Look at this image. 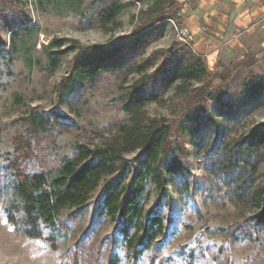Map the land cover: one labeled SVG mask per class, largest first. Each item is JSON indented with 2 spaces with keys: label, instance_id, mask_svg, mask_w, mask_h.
Returning a JSON list of instances; mask_svg holds the SVG:
<instances>
[{
  "label": "rangeland",
  "instance_id": "374dc122",
  "mask_svg": "<svg viewBox=\"0 0 264 264\" xmlns=\"http://www.w3.org/2000/svg\"><path fill=\"white\" fill-rule=\"evenodd\" d=\"M112 1L118 0H0V47L7 45L0 51V264H110L112 257L115 264H264V223L253 217L257 193L264 190V149L239 152L251 128L264 121V94L244 93L248 75H264V17L217 64L202 56L212 72L228 70L225 80L210 76L211 85L227 84L239 111L228 114L210 105L211 119L196 135H186L190 170L173 178L170 199L161 206L164 233L138 257L116 233V222L95 209L102 181L82 208L63 209L52 228L41 224L39 238L25 234L21 212L10 219L16 168L53 174L75 155L77 144H102L130 119L124 102L136 72H103L68 93L74 52L65 53L52 71L43 65L44 46L53 38L112 43L130 34L151 2L119 0L115 18L103 21L100 12ZM26 18L28 31L14 34ZM65 42L62 47L71 43ZM168 52L181 63L196 53L189 42L178 40L169 19L149 34L134 61L149 57L150 72ZM207 79L183 86H203ZM178 83L161 87L157 100L139 110L141 116L165 117L176 125L189 108ZM147 189L146 209L158 200L154 183L148 181Z\"/></svg>",
  "mask_w": 264,
  "mask_h": 264
},
{
  "label": "trees",
  "instance_id": "16d2710c",
  "mask_svg": "<svg viewBox=\"0 0 264 264\" xmlns=\"http://www.w3.org/2000/svg\"><path fill=\"white\" fill-rule=\"evenodd\" d=\"M179 0H151L140 13V18L127 36L108 44H81L77 39L55 37L44 46L47 61L44 67L51 71L60 58L73 51L67 92L77 85L93 80L97 75L109 71L136 72V78L127 93L124 108L131 113L130 119L120 127V133L99 145H76L73 157L64 160L53 174L45 171H23L16 168L11 181V212L22 213L24 232L32 238L42 236L40 225L54 227L57 216L65 208H82L90 193L102 181L101 192L95 209L108 215L115 223V231L121 235L126 246L138 257L158 235L164 233L165 216L161 211L162 200L170 199V184L176 175L189 172L190 152L186 135L194 136L211 119L213 107L226 113H237L229 87L221 82L211 85L210 76L225 80L229 75L212 72L202 55L195 53L187 63L173 62L175 52H168L166 60L153 66L150 58L135 62L137 54L148 42V36L159 30L168 19H178ZM122 5L112 1L101 12L103 21L115 18ZM29 19H24L12 32L25 34ZM65 41L71 42L69 46ZM0 51L7 50L5 42ZM207 77L203 86L185 88V81H200ZM176 80V88L183 93L189 107L176 123L165 117L141 116L139 110L148 101L158 98L161 87ZM245 95L258 98L264 94V75L250 74L244 83ZM216 122V120L214 121ZM240 153L264 149V121L253 126L243 139ZM137 151L133 157L129 153ZM227 166V165H226ZM154 183L158 200L149 208L144 207L148 194L147 183ZM259 209L254 214L258 223H264V190L257 193ZM115 258L110 264H115Z\"/></svg>",
  "mask_w": 264,
  "mask_h": 264
},
{
  "label": "crops",
  "instance_id": "0c3cea01",
  "mask_svg": "<svg viewBox=\"0 0 264 264\" xmlns=\"http://www.w3.org/2000/svg\"><path fill=\"white\" fill-rule=\"evenodd\" d=\"M179 4L176 23L191 33V47L209 65L217 64L264 17V0H179Z\"/></svg>",
  "mask_w": 264,
  "mask_h": 264
},
{
  "label": "built area",
  "instance_id": "2783aa9c",
  "mask_svg": "<svg viewBox=\"0 0 264 264\" xmlns=\"http://www.w3.org/2000/svg\"><path fill=\"white\" fill-rule=\"evenodd\" d=\"M175 29H176V34H177V38L180 42H189V44H191L192 42V35L191 33H189L185 28L177 25V23L175 21H173V19H169Z\"/></svg>",
  "mask_w": 264,
  "mask_h": 264
},
{
  "label": "water",
  "instance_id": "95a60500",
  "mask_svg": "<svg viewBox=\"0 0 264 264\" xmlns=\"http://www.w3.org/2000/svg\"><path fill=\"white\" fill-rule=\"evenodd\" d=\"M170 49H172V47H170Z\"/></svg>",
  "mask_w": 264,
  "mask_h": 264
}]
</instances>
